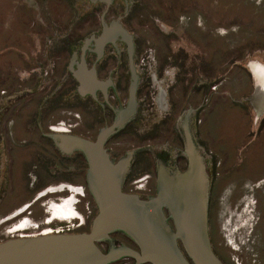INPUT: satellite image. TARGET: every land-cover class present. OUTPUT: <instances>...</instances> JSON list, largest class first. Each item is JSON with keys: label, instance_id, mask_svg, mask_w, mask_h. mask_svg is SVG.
Masks as SVG:
<instances>
[{"label": "rangeland", "instance_id": "374dc122", "mask_svg": "<svg viewBox=\"0 0 264 264\" xmlns=\"http://www.w3.org/2000/svg\"><path fill=\"white\" fill-rule=\"evenodd\" d=\"M127 3L0 0V56L13 60L31 35H82L103 16L119 20L147 52L150 73L163 72L120 145L140 151L127 193L147 199L159 168L172 169L176 148L186 153L181 134L192 139L196 132L217 167L208 217L214 252L224 264H264V88L250 70L252 63L264 65V0H133L130 12ZM6 72L1 77L8 82ZM195 77L178 87V78ZM205 77L211 85L201 92ZM189 93L203 96L186 99ZM112 264L137 263L126 258Z\"/></svg>", "mask_w": 264, "mask_h": 264}, {"label": "flooded vegetation", "instance_id": "af4514ba", "mask_svg": "<svg viewBox=\"0 0 264 264\" xmlns=\"http://www.w3.org/2000/svg\"><path fill=\"white\" fill-rule=\"evenodd\" d=\"M98 2L110 7L114 0L111 4L92 0L93 5ZM127 2L126 10L130 12L133 0ZM115 21L119 20L108 21L103 16L93 30L82 35H31L24 48L13 52V60L5 54L0 56L3 67L0 72V242L15 237L79 234L91 229L98 206L88 185V160L83 150L70 146L68 141L70 138L95 140L102 129L120 120L130 106L134 82L136 111L116 127L105 147L115 162L129 154H132L131 165L138 159L139 150L129 151L120 145L131 136L136 116L146 106V93L155 88L154 81L163 77V72H158L159 76L150 73L147 52L120 21L131 36L133 56L124 36H109L102 44L104 26ZM5 69L11 70L7 71L8 82L1 77ZM85 69L94 70L95 78L81 80L79 76ZM250 70L258 88H264V65L252 63ZM204 74L209 75L207 71ZM206 79L198 86L201 92L211 85ZM194 80L196 77L178 78V87ZM190 96V100H196L203 94L189 93L186 99ZM197 111L191 113L195 129L199 125ZM194 134L192 139L197 145L200 143L198 149L209 178V217L217 167H211L212 156L203 152L207 146ZM180 138L186 146L188 136L181 134ZM176 149L169 164L171 170L183 171L188 166V156ZM159 157L165 161L168 158L165 153ZM156 192L157 186L146 198ZM118 243L137 246L121 231L113 232L100 246L109 250ZM126 258L131 257L118 261Z\"/></svg>", "mask_w": 264, "mask_h": 264}, {"label": "water", "instance_id": "95a60500", "mask_svg": "<svg viewBox=\"0 0 264 264\" xmlns=\"http://www.w3.org/2000/svg\"><path fill=\"white\" fill-rule=\"evenodd\" d=\"M108 4L112 0H105ZM131 36L119 21L104 26L102 44L109 36ZM95 78L94 70L79 76ZM137 80V76L134 75ZM137 85L131 90L128 110L95 140L70 138L68 144L83 150L88 160V185L98 206L91 229L79 234L15 237L0 242V264H112L123 257L137 264H224L212 248L208 230L209 178L203 157L188 136V166L183 171L160 167L157 192L148 199L123 190L132 154L115 162L105 143L136 111ZM115 231L127 234L136 248L119 246L105 252L100 243Z\"/></svg>", "mask_w": 264, "mask_h": 264}, {"label": "trees", "instance_id": "16d2710c", "mask_svg": "<svg viewBox=\"0 0 264 264\" xmlns=\"http://www.w3.org/2000/svg\"><path fill=\"white\" fill-rule=\"evenodd\" d=\"M133 241V240H132ZM133 243H135L134 241H133ZM112 249V248H111ZM110 250V249H109ZM109 250H104L105 252H107V251H109ZM134 260V259H133ZM135 261V260H134Z\"/></svg>", "mask_w": 264, "mask_h": 264}, {"label": "crops", "instance_id": "0c3cea01", "mask_svg": "<svg viewBox=\"0 0 264 264\" xmlns=\"http://www.w3.org/2000/svg\"><path fill=\"white\" fill-rule=\"evenodd\" d=\"M37 35H40V34H37ZM43 35H49V34H43Z\"/></svg>", "mask_w": 264, "mask_h": 264}]
</instances>
